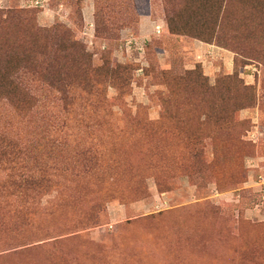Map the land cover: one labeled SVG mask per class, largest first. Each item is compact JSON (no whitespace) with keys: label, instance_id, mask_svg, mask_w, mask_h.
<instances>
[{"label":"rangeland","instance_id":"rangeland-1","mask_svg":"<svg viewBox=\"0 0 264 264\" xmlns=\"http://www.w3.org/2000/svg\"><path fill=\"white\" fill-rule=\"evenodd\" d=\"M165 6L0 0V106L27 111L0 264H264V0H228L206 41Z\"/></svg>","mask_w":264,"mask_h":264},{"label":"trees","instance_id":"trees-1","mask_svg":"<svg viewBox=\"0 0 264 264\" xmlns=\"http://www.w3.org/2000/svg\"><path fill=\"white\" fill-rule=\"evenodd\" d=\"M165 1V17L169 29L172 32H185L193 34L194 37H197L201 40L218 39L220 35L218 33L223 27L225 20V8L228 0H194V7L191 9L192 14H195L193 21L191 23L183 22L181 12L187 7L178 9L175 6H179V0H164ZM198 5V6H196ZM175 7V8H174ZM5 62L8 63L9 58L5 56ZM7 72L5 68L3 72V78L8 80L10 85L14 84L13 77ZM2 77V75H1ZM22 84V83H21ZM20 89L19 101H24L25 99H31V93L26 89ZM12 92L0 90V100L11 102ZM3 107L0 106V164H11V167L20 166L25 167V143L24 131L19 125L27 126L25 117L27 111L23 106H14ZM18 116L19 119H16ZM18 127V128H17ZM17 128V129H16ZM27 144V143H26ZM89 151V150H86ZM23 153L22 156L19 154ZM19 158V159H18ZM22 172V173H21ZM17 175H12V180L8 183L10 186H18L21 188V191L24 190L23 186H39L43 182V175L38 179H33V172L21 171ZM41 174V173H40ZM3 182H0V188L5 187Z\"/></svg>","mask_w":264,"mask_h":264},{"label":"built area","instance_id":"built-area-1","mask_svg":"<svg viewBox=\"0 0 264 264\" xmlns=\"http://www.w3.org/2000/svg\"><path fill=\"white\" fill-rule=\"evenodd\" d=\"M158 27H159V26H158ZM158 27H157V28H158ZM263 182H264V181H263Z\"/></svg>","mask_w":264,"mask_h":264}]
</instances>
